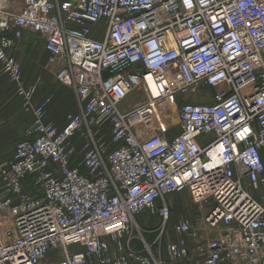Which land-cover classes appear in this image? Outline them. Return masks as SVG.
<instances>
[{
  "label": "built area",
  "instance_id": "obj_1",
  "mask_svg": "<svg viewBox=\"0 0 264 264\" xmlns=\"http://www.w3.org/2000/svg\"><path fill=\"white\" fill-rule=\"evenodd\" d=\"M12 3L0 0V68L32 119L12 160H0V213L12 220L0 264H161L143 239L141 251L119 240L146 211L163 235L167 198L184 192L215 235L201 241L188 220L175 223L171 260L264 264V205L250 193L264 186V0H21L18 12ZM24 31L63 62L56 80L77 111L61 129L32 105L11 55ZM202 88L216 90L212 102L183 101ZM137 93L144 99L123 110ZM175 111L171 137L162 118Z\"/></svg>",
  "mask_w": 264,
  "mask_h": 264
},
{
  "label": "rangeland",
  "instance_id": "obj_2",
  "mask_svg": "<svg viewBox=\"0 0 264 264\" xmlns=\"http://www.w3.org/2000/svg\"><path fill=\"white\" fill-rule=\"evenodd\" d=\"M14 55L21 65L24 84L32 90V105L34 106L35 101H37V104L45 105L47 115L50 113V115L56 119L66 118L67 115L72 112L73 105L75 104V97L70 88L57 82L55 76L60 66L44 52L43 43L40 38L36 34L27 31L22 32L21 39L16 44ZM215 91V89L202 88L195 94L187 96L183 101L188 102L191 100V97H193L192 99L195 102H210ZM143 99L142 94L137 93V96L130 98L128 101L139 103ZM127 102L125 103L126 108H128ZM31 108L32 107L24 106L22 102L19 101L14 85L0 68V122L3 126H6V128L3 127L0 131V135L3 137L0 141V160H7L9 158L13 150L12 148L15 146L14 144L17 143L19 137H22L27 131L32 119ZM176 118V111L170 116L172 121L167 118H162V120H164V127L169 130L174 129ZM110 136V130L106 128V126L99 132V137L105 142L108 150L115 147L111 142ZM75 143L77 145L76 152H78L80 143L79 145L77 141H75ZM261 188L256 191H249L255 199L263 204L258 197L259 194L262 193ZM39 190V188L31 186L30 182L25 186V191L31 196L39 195ZM0 193H3V190H0ZM167 203L172 206V215L168 221L167 229L164 234L160 235L162 225L159 218L148 211L142 212L133 218L129 232L125 238L119 240L124 250L127 246L134 250H143V239L157 262H161V264L177 263L171 260L166 252L167 244L180 238L179 234L175 233L172 228L173 225L177 223L175 217L182 216L181 219L188 220L198 230L199 227H197V224L202 221L201 211L203 210L193 205L188 194L185 192L170 195L167 198ZM0 217L2 219V222H0V232L11 229L12 220L8 213H0ZM129 239L130 243L128 241ZM109 244L111 247H114L116 252V247H118L116 243ZM71 249L74 250V248ZM51 255L53 256V252L48 254L46 262L53 258ZM62 260L63 255H59L57 261L60 262Z\"/></svg>",
  "mask_w": 264,
  "mask_h": 264
},
{
  "label": "crops",
  "instance_id": "obj_3",
  "mask_svg": "<svg viewBox=\"0 0 264 264\" xmlns=\"http://www.w3.org/2000/svg\"><path fill=\"white\" fill-rule=\"evenodd\" d=\"M12 5H13V9H14V11L15 12H18L19 10H20V7H21V0H13V3H12ZM37 35V34H36ZM39 38H40V40L42 41V43H43V40H42V38L39 36V35H37ZM43 47H44V43H43ZM15 50H16V47H15V49L11 52V55L14 57V58H16L15 57V55H14V52H15ZM44 52L47 54V55H49L50 56V54H48L46 51H45V49H44ZM50 58L52 59V60H54L51 56H50ZM17 59V58H16ZM55 61V60H54ZM55 63L58 65V66H60V68H59V70L61 69V67L63 66V62H59V61H55ZM21 70H22V68H21ZM58 70V71H59ZM58 73V72H57ZM55 78H56V76H55ZM58 82V81H57ZM59 83V82H58ZM59 84H61V83H59ZM62 85V84H61ZM65 87H67V86H65ZM69 88V87H68ZM71 89V88H70ZM72 90V89H71ZM72 93L74 94V92L72 91ZM17 97H18V99H19V101L21 102V99L19 98V96L17 95ZM74 97H75V95H74ZM193 97H191V100H189L188 102H192V103H200V102H195V101H193V99H192ZM134 100V99H133ZM134 101H131V102H127V104H128V108H126L125 107V103L123 104V106H122V108H123V110H125V111H127V110H130V109H133V108H135L139 103H133ZM210 102H212V100H210ZM210 102H207V103H210ZM38 102L37 101H35V103H34V106H38V105H40V104H37ZM202 103V102H201ZM77 111V103H76V98H75V104L73 105V108H72V112L71 113H69V114H72V113H75ZM68 114V115H69ZM67 115V116H68ZM66 119H67V117L66 118H63V119H56V118H54L52 115H50V113H49V115H47V110H46V108H45V120L47 121V122H50V123H52L55 127H57L58 129H61V128H63L64 126H65V124H66ZM177 122V121H176ZM176 122H175V127H174V129H171L170 130V132L171 131H173V132H171L170 134H171V137H173L176 133H177V124H176ZM3 127H5L6 128V126H3L2 124H1V122H0V131H1V129H3ZM19 137V136H18ZM23 137H24V135L22 136V137H19V140H17L18 142L20 141V140H22L23 139ZM1 139H3V137L0 135V141H1ZM17 143H15L14 145H16ZM13 147H15V146H13ZM13 150H14V148H12ZM13 150H12V152H11V154H10V156H9V158L7 159V160H1V161H3L4 163H9L11 160H12V153H13ZM261 157H262V160H263V162H264V149L263 150H261ZM2 186L0 185V190H2ZM261 188V187H260ZM263 188V189H262ZM262 188H261V190H262V193H260L259 194V199L263 202V204H264V186H262ZM170 207L172 208V206H171V204H170ZM205 214V210L203 209V211H201V216H203ZM182 218V216L181 217H175V221L176 222H180V221H182V220H185V219H181ZM197 227H199V229H198V231H199V233H200V236H201V241H204V240H206L209 236H214L215 235V231H212V230H206L205 228H204V225L202 224V221L200 222V223H198L197 224ZM176 264H187V263H183V262H177Z\"/></svg>",
  "mask_w": 264,
  "mask_h": 264
}]
</instances>
